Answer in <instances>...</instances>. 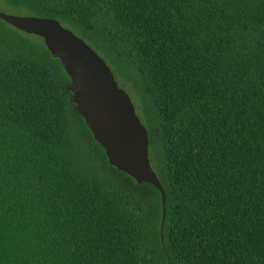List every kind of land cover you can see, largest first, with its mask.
Segmentation results:
<instances>
[{"label":"trees","instance_id":"obj_1","mask_svg":"<svg viewBox=\"0 0 264 264\" xmlns=\"http://www.w3.org/2000/svg\"><path fill=\"white\" fill-rule=\"evenodd\" d=\"M2 1L131 85L167 217L163 240L161 192L109 165L43 39L0 27V264H264V0Z\"/></svg>","mask_w":264,"mask_h":264},{"label":"water","instance_id":"obj_2","mask_svg":"<svg viewBox=\"0 0 264 264\" xmlns=\"http://www.w3.org/2000/svg\"><path fill=\"white\" fill-rule=\"evenodd\" d=\"M0 20L26 35L43 39L52 57L59 59L71 80L69 91L76 111L105 151L109 165L138 184H151L161 192L164 240L167 194L152 164L150 133L109 65L56 19L0 12Z\"/></svg>","mask_w":264,"mask_h":264},{"label":"rangeland","instance_id":"obj_3","mask_svg":"<svg viewBox=\"0 0 264 264\" xmlns=\"http://www.w3.org/2000/svg\"><path fill=\"white\" fill-rule=\"evenodd\" d=\"M0 12L7 14V15L18 16V17H29V16L35 17L36 16V14L34 12H32L31 10H29L25 7H17L14 5H10V4H7L5 1H2V0H0ZM5 26H9V25H7V24L3 25V23L0 22V27H5ZM22 37L23 38L25 37L26 40H29L31 42H33V40H36V39L40 41V39L38 37H35V36L23 35ZM0 45L7 47L8 50H11V51L19 50L18 41L12 39L11 36H9L5 33H2V32H0ZM117 82H118L119 86L122 89H124L128 93V95L130 96V98H131V100H132V102L136 108L137 114L140 117L141 114H140L139 107H138L139 104L137 102L138 98L136 96V92L133 90V88L131 87V85L129 83H126L124 81L121 83L119 78H117ZM124 84L126 86H124Z\"/></svg>","mask_w":264,"mask_h":264}]
</instances>
